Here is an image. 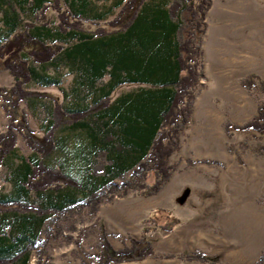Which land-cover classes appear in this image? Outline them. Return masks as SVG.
I'll return each instance as SVG.
<instances>
[{
  "label": "trees",
  "instance_id": "16d2710c",
  "mask_svg": "<svg viewBox=\"0 0 264 264\" xmlns=\"http://www.w3.org/2000/svg\"><path fill=\"white\" fill-rule=\"evenodd\" d=\"M62 1L67 8L61 0H0V71L14 80L10 88H0L7 119L6 131L0 132V167L15 153L19 137L39 157L38 162L21 160L11 175L13 191L0 196V264H28L35 251L37 264H47V256L38 250L41 230L45 227V241L49 216L71 213L73 206L81 209L80 201L93 214L116 196L157 195L175 171L170 158L179 151L192 116L204 19L212 0H126L112 20L94 30L83 26L95 23L107 9L92 8L91 0ZM49 7L57 15L55 28L45 19ZM24 14L34 21L25 20ZM48 67H64L72 76L71 92L64 94L75 101L71 109L65 111L56 98L26 88L32 82L60 86L61 78L47 73ZM125 85L139 89L112 100V93ZM242 86L264 95V79L257 75L244 78ZM47 98L52 109L39 137L19 104ZM231 129L264 138V103L244 125L227 124L226 131ZM56 131L63 133L57 137ZM32 193L38 196L36 204L30 202ZM148 215L145 222L151 226L130 246L116 251L104 238L98 264L153 256L146 235L157 228L172 232L179 222L166 210Z\"/></svg>",
  "mask_w": 264,
  "mask_h": 264
},
{
  "label": "rangeland",
  "instance_id": "374dc122",
  "mask_svg": "<svg viewBox=\"0 0 264 264\" xmlns=\"http://www.w3.org/2000/svg\"><path fill=\"white\" fill-rule=\"evenodd\" d=\"M91 3L92 8L112 5L110 0ZM210 5L201 41L200 82L194 90L190 123L180 136V149L170 158L175 171L168 184L149 198L132 192L116 196L101 203L93 214L80 201L81 209L73 206L71 213L49 216L50 236L44 241V227L38 244L47 264H98L104 238L116 251L130 246L131 240H141L143 229L151 226L145 220L154 210L171 213L178 225L172 232L157 228L146 235L153 256L119 264H264L260 261L264 255V138L252 132L226 131L227 124L242 126L252 120L264 103L259 91L242 86L249 75L264 79V0H212ZM47 10L45 19L55 28L57 15L51 7ZM24 15L25 20L34 21L31 15ZM83 27L94 30L96 24L87 22ZM47 73L60 77L61 85L45 87L32 82L26 88L56 98L65 111L71 109L75 101L64 94L71 92L72 76L64 67H48ZM13 81L7 71H0V88H10ZM138 87L122 86L111 99L134 93ZM22 109L40 137L48 126L52 101L20 103L19 111ZM6 129L0 104V132ZM62 133L56 131V136ZM16 145L13 156L0 167V196L13 191L11 175L21 160L39 161L21 137ZM29 197L37 203V195ZM31 255L28 264H37L36 251ZM186 255L204 261H188Z\"/></svg>",
  "mask_w": 264,
  "mask_h": 264
},
{
  "label": "crops",
  "instance_id": "0c3cea01",
  "mask_svg": "<svg viewBox=\"0 0 264 264\" xmlns=\"http://www.w3.org/2000/svg\"><path fill=\"white\" fill-rule=\"evenodd\" d=\"M94 1V0H93ZM126 0H110V2H112V5L109 7H104L103 9H107V10H103L102 14H104L105 16H108V13L111 14V17L109 18H105L104 15L103 17L96 19L95 24H105L106 22L112 20L114 18V16H116V14L119 12L121 6L125 3ZM61 4H63L62 6H64L65 8L66 5H64V3L61 0ZM101 12V11H100ZM46 16V15H45Z\"/></svg>",
  "mask_w": 264,
  "mask_h": 264
}]
</instances>
